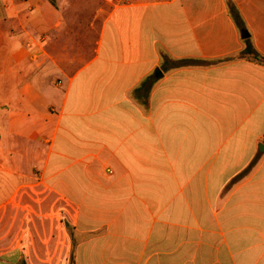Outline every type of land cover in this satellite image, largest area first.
<instances>
[{
    "label": "crops",
    "instance_id": "obj_1",
    "mask_svg": "<svg viewBox=\"0 0 264 264\" xmlns=\"http://www.w3.org/2000/svg\"><path fill=\"white\" fill-rule=\"evenodd\" d=\"M231 1L264 56V0ZM242 48L226 0H0V264L207 263L213 235L218 263L264 264V65ZM160 49L201 62L144 104Z\"/></svg>",
    "mask_w": 264,
    "mask_h": 264
},
{
    "label": "trees",
    "instance_id": "obj_2",
    "mask_svg": "<svg viewBox=\"0 0 264 264\" xmlns=\"http://www.w3.org/2000/svg\"><path fill=\"white\" fill-rule=\"evenodd\" d=\"M229 13L236 23V26L238 27V30L241 34V39L243 43V48L240 52H238L236 55L232 57H228V59L232 58H247V59H253L259 63H262L264 65V56L261 55L254 47L251 39L249 36H246L247 29L244 25L243 19L237 10L236 6L231 0H226ZM160 58L162 59V64L160 66V69H158L159 75L150 74L146 76L140 83V85L135 88L132 92V95L136 99H140L142 103L147 102V95L149 91L152 89V87L155 85L157 81L160 80L162 77V74L167 72L168 70L178 68L180 66L185 65H191V64H197L201 61L194 60V59H174L170 57L163 49L159 50Z\"/></svg>",
    "mask_w": 264,
    "mask_h": 264
},
{
    "label": "rangeland",
    "instance_id": "obj_3",
    "mask_svg": "<svg viewBox=\"0 0 264 264\" xmlns=\"http://www.w3.org/2000/svg\"><path fill=\"white\" fill-rule=\"evenodd\" d=\"M40 195V194H39ZM202 223H204V221H202ZM217 231V230H216ZM203 238V237H202ZM219 235H213L212 236V246H213V252H212V255H211V259H208L207 260V263H205V262H203L204 261V259L202 260V262H199L198 261V264H221V263H218L217 261H216V258H215V256H216V254H215V252H216V247H218L219 246ZM204 248V247H203ZM167 253H166V257H167ZM203 255V254H202ZM200 257V256H199ZM180 260H181V262L179 263V264H184L182 261H185V259L184 258H180ZM185 263L186 264H189L188 263V261H185ZM226 264H228V262L226 263Z\"/></svg>",
    "mask_w": 264,
    "mask_h": 264
},
{
    "label": "water",
    "instance_id": "obj_4",
    "mask_svg": "<svg viewBox=\"0 0 264 264\" xmlns=\"http://www.w3.org/2000/svg\"><path fill=\"white\" fill-rule=\"evenodd\" d=\"M246 36H248V34H246ZM262 150H264V146L263 145H260V147Z\"/></svg>",
    "mask_w": 264,
    "mask_h": 264
}]
</instances>
